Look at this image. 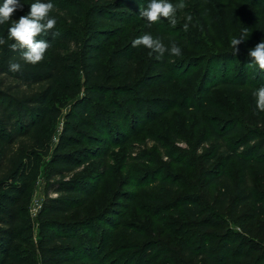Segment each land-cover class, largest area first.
<instances>
[{
  "label": "rangeland",
  "instance_id": "rangeland-1",
  "mask_svg": "<svg viewBox=\"0 0 264 264\" xmlns=\"http://www.w3.org/2000/svg\"><path fill=\"white\" fill-rule=\"evenodd\" d=\"M51 1L69 5L72 10L66 17L68 21L61 15H51L56 19L55 30L60 33L53 40V49L70 67L71 80L60 83L51 94L50 102L63 113L48 129V143L51 151L57 145H63V131L69 124L75 126L79 133L74 134L69 150L93 147L91 161L81 171L99 180L90 202L56 219L67 223L63 225L66 228L57 230L71 232L94 248L99 247L94 250V257L103 264H134L135 261L130 263L129 259L138 255L148 242L160 245L165 253L161 259L167 256L171 264H185L186 259L179 251L182 240L196 245L206 243L217 257L227 255L235 264H264L262 221L252 227L244 224L246 228H243L227 211L216 212L211 207L217 198V189L214 184H209L210 176L223 170L230 181L236 183L237 162L233 159L224 162L220 153L208 164L199 159L205 153L213 154L212 142H206L208 130L203 120L226 128L236 120L243 127L255 129L252 123L255 117L264 118V112L256 108L255 90L246 88L244 92H236L210 87L225 77L234 80L245 75L247 80L255 83L261 77L264 79V70L251 64L248 57L249 49L264 40V0H183L186 7L177 11L175 26L162 18L149 27L145 19L138 18L126 28L109 34L108 46L126 47L130 64L126 70L117 64L109 66L104 88L106 100L91 101L110 116L104 134L106 146L81 139L79 134H88L87 130L78 128L74 119L67 124L65 116L77 101L82 102L85 93L79 54L87 42L85 31H90L86 25L91 22L88 11L75 0ZM20 2L23 9L17 11L27 15L30 4L36 0ZM149 2L142 0L144 5L135 11L140 13ZM169 2L175 5L181 0ZM189 15L192 17L190 22L186 19ZM11 19L15 20L14 14ZM185 23L189 24L187 31L183 27ZM245 31L249 35L244 36L245 40L237 46L239 51L234 54L230 41ZM145 33L160 38L169 49L175 43L181 48V55L166 52L161 58L156 53L150 55L151 50L143 46L131 51L132 41ZM147 76L154 82L147 84L141 95L156 99L163 112L155 117L152 115L153 118L142 125L136 115L126 109L125 96L119 91H125L123 86L129 84L128 79L134 83ZM168 78L171 81L165 82ZM204 78L207 82L202 87ZM196 97L208 100L223 113L202 110L197 115L179 108L182 103L189 105ZM115 115L117 119L111 118ZM48 168V156L34 159L33 178L22 212L24 232L17 245L26 259L25 264H51V255L43 247L48 229L39 218V204L48 193ZM165 179L176 183V189L174 195L162 203L155 200L154 185ZM184 200L198 203L205 211L202 219L209 225L204 233L199 232L203 229L198 228L197 221L182 213L180 202ZM122 228L137 232L138 238L130 239L120 230ZM226 244L228 248H225ZM64 264L87 263L76 260ZM200 264H204L203 261Z\"/></svg>",
  "mask_w": 264,
  "mask_h": 264
},
{
  "label": "trees",
  "instance_id": "trees-1",
  "mask_svg": "<svg viewBox=\"0 0 264 264\" xmlns=\"http://www.w3.org/2000/svg\"><path fill=\"white\" fill-rule=\"evenodd\" d=\"M86 7L90 23L85 47L80 50L79 64L83 74L84 96L77 101L65 115L66 123L71 119L77 122L78 128L87 130L88 134H79L81 139L90 144L107 145L105 131L110 116L91 104L92 100L105 101V84L108 79V67L117 64L123 70L130 64L128 49L110 48L109 34L115 30L126 28L127 24L142 19L135 11L142 0H75ZM49 2V0H43ZM55 9L50 16L61 15L67 19L71 14L69 5L51 1ZM4 0H0V6ZM16 21L23 16L16 11ZM13 21L0 25V37L6 40L0 45V264H25L18 243L24 232L22 212L25 207V195L33 178L34 159L38 156L49 157V168L46 175L47 191L39 218L43 227L48 229L43 247L51 255V264H64L72 261H84L87 264H103L94 257V250L99 249L78 238L71 232H60L58 228H66L56 219L70 213L75 208L92 200L99 186V180L93 175L82 174V171L91 161L95 149L93 147H75L74 134H78L75 126L69 124L61 135V143L51 151L48 143V129L52 123L60 118L62 110L50 102L55 88L62 82H69L70 67L65 65L56 50L53 49L51 35L42 34L37 39L50 42L44 59L36 65H24L21 72H10L8 61L19 57V52H12L9 45L14 41L8 40V28ZM57 26V25H56ZM55 28L53 32H57ZM103 42V45L100 42ZM133 47L131 51H136ZM155 70L156 67H153ZM243 78L231 80L227 77L216 80L210 87L223 88L228 91L244 92L246 88L258 89L264 85L261 77L256 83ZM166 79L165 82H170ZM123 86L125 91L123 101L127 110H130L142 125L154 115L162 113L161 106L156 99L141 95L146 85L154 82L153 79H139ZM202 87L207 79L202 81ZM132 85V86H131ZM201 87V88H202ZM130 94H134L131 96ZM195 101L200 103L196 104ZM179 108L185 113L194 111L197 115L202 110L221 112L208 100L196 97L189 105L182 103ZM152 113V114H151ZM225 114V113H224ZM152 117V118H153ZM117 119V116H111ZM255 129L241 126L236 120L230 127H217L210 121H204L208 136L206 142H212L213 154L200 155L204 163L212 162L220 153L224 162L235 160L239 166L236 183H232L228 175L221 170L218 175H211L209 184L217 189V198L211 207L216 212L227 211L237 223L246 228L258 221L264 230V118L255 117ZM251 122V121H250ZM236 135V138L234 137ZM234 138V139H231ZM176 183L161 180L154 185L156 201L166 202L174 195ZM55 195V196H52ZM182 213L190 220L197 221L199 232L204 233L209 223H204L202 217L205 211L198 203L184 200L180 202ZM216 216V215H214ZM203 222V223H202ZM130 239L138 238V233L127 228L120 229ZM88 243V244H87ZM89 245V246H87ZM91 246V247H90ZM229 245L226 244L225 248ZM179 251L186 259L185 264H235L227 255L217 257L206 243L198 245L185 240L180 241ZM160 245L146 243L142 251L129 259L134 264H171L169 257ZM249 258V254L246 255ZM76 259V260H75Z\"/></svg>",
  "mask_w": 264,
  "mask_h": 264
},
{
  "label": "clouds",
  "instance_id": "clouds-1",
  "mask_svg": "<svg viewBox=\"0 0 264 264\" xmlns=\"http://www.w3.org/2000/svg\"><path fill=\"white\" fill-rule=\"evenodd\" d=\"M185 7L183 0L175 5L169 0H150L147 7L140 9L139 16L147 21L149 27L158 23L162 18L175 26L177 24V11H182ZM17 9H23V4L20 0H4V3L0 6V25L12 20L11 18ZM54 10H56L55 6L50 0L49 2L36 0V2L30 4V11L27 15L20 16L16 21L12 20L13 22L8 28L7 39L14 41L9 47L12 52H19V57H14L8 61V70L10 72H21L24 69V65H36L44 59L45 53L51 44L44 39L37 38L42 34H50L52 39L60 35L59 32L52 31L56 26V19L51 17L50 13ZM186 19L190 22L192 17L189 15ZM183 27L187 31L189 24L185 23ZM245 35H249L247 31L239 38L234 37L231 39L230 44L234 49V54L239 51L237 46L245 40ZM5 43L6 40L0 37V45ZM140 46L151 50L150 55L156 53L161 58L166 52H170L174 56L181 55V48L175 43L169 49L160 38H154L149 33H145L132 41V47ZM248 57L251 60V64L258 66L260 70H264V40L249 49ZM253 95L256 97V108L264 112V85L256 89Z\"/></svg>",
  "mask_w": 264,
  "mask_h": 264
},
{
  "label": "built area",
  "instance_id": "built-area-1",
  "mask_svg": "<svg viewBox=\"0 0 264 264\" xmlns=\"http://www.w3.org/2000/svg\"><path fill=\"white\" fill-rule=\"evenodd\" d=\"M42 204H39V209L41 208Z\"/></svg>",
  "mask_w": 264,
  "mask_h": 264
}]
</instances>
